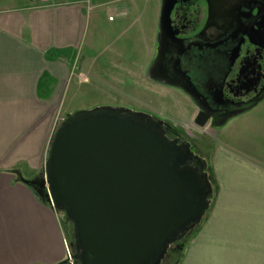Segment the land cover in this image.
Instances as JSON below:
<instances>
[{
  "label": "crops",
  "instance_id": "obj_1",
  "mask_svg": "<svg viewBox=\"0 0 264 264\" xmlns=\"http://www.w3.org/2000/svg\"><path fill=\"white\" fill-rule=\"evenodd\" d=\"M16 1L0 0V264H70L61 213L10 170L20 164L31 179L42 168L72 59L97 17L86 0ZM47 86L54 95L37 97ZM219 132L208 157L218 194L181 264H264V99Z\"/></svg>",
  "mask_w": 264,
  "mask_h": 264
},
{
  "label": "water",
  "instance_id": "obj_2",
  "mask_svg": "<svg viewBox=\"0 0 264 264\" xmlns=\"http://www.w3.org/2000/svg\"><path fill=\"white\" fill-rule=\"evenodd\" d=\"M174 4L163 0L162 31ZM113 110L129 112L69 116L52 139L44 176L19 179L71 223L70 264H161L183 229L195 228L210 209L206 166L201 175L189 170L188 147L165 144Z\"/></svg>",
  "mask_w": 264,
  "mask_h": 264
},
{
  "label": "flooded vegetation",
  "instance_id": "obj_3",
  "mask_svg": "<svg viewBox=\"0 0 264 264\" xmlns=\"http://www.w3.org/2000/svg\"><path fill=\"white\" fill-rule=\"evenodd\" d=\"M160 2L146 79L190 100L195 112L187 123L195 131H216L256 107L264 99V0H175L171 26L164 31ZM113 114L143 126L165 144L188 147L192 160L187 168L205 173L203 154L186 131L188 124L182 132L151 112L113 110ZM203 133L211 138L209 132ZM170 252L176 254L172 248Z\"/></svg>",
  "mask_w": 264,
  "mask_h": 264
},
{
  "label": "rangeland",
  "instance_id": "obj_4",
  "mask_svg": "<svg viewBox=\"0 0 264 264\" xmlns=\"http://www.w3.org/2000/svg\"><path fill=\"white\" fill-rule=\"evenodd\" d=\"M25 1L38 2L39 0H18L16 2ZM93 4L97 8L92 12V17L97 18L94 23L89 20L84 41L72 59V76L66 82L64 93H61L53 122L55 130L52 139L62 122L69 116L100 108L151 112L161 116L174 125L178 131L183 132L186 129L185 124L191 122L195 112L190 100L183 93L159 87L146 79L147 69L154 55L161 9L160 0H93ZM115 9L118 11H113ZM112 11L116 16L111 21ZM55 84L54 82L52 85ZM36 95L49 100L54 93H50L47 86L46 90L41 88L40 93ZM236 126V124H231L227 128L236 132ZM187 128L186 131L193 137L194 144L200 147L201 153L209 160L212 140L221 138L220 129L210 130L212 138H207L203 133L206 130L195 131L196 128L192 124H188ZM50 144L45 153L42 168L33 178L24 177L20 164L10 171L26 180L44 176ZM211 170L216 182V199L218 183L212 167ZM61 215L69 241V255L74 260L76 252L73 246L72 226L66 221L65 215L63 213ZM205 218L195 227L198 231L191 240L189 239L190 241L188 240L189 243L182 257L175 252L177 248L175 242L170 248L176 254L168 253L161 264H181Z\"/></svg>",
  "mask_w": 264,
  "mask_h": 264
},
{
  "label": "trees",
  "instance_id": "obj_5",
  "mask_svg": "<svg viewBox=\"0 0 264 264\" xmlns=\"http://www.w3.org/2000/svg\"><path fill=\"white\" fill-rule=\"evenodd\" d=\"M201 162L206 166V173L208 174V178H209V181H210V184H211L212 193H211V197L209 198V200H210L211 206H212L213 199H215V195L217 193L216 182L214 180L210 164H209L208 160L206 159L205 155L202 156ZM41 201L46 203L45 200L41 199ZM66 221L71 225V223L68 221L67 218H66ZM195 229L196 228L189 229L186 232H181V234L178 236V238L176 240V243H175V245L177 247L175 252H177L179 255H181V257H182V255H183V253L185 251V248L187 247V244L193 238V236L195 235V232L198 231V229H196V230ZM75 256L76 255L74 253V257ZM75 264H79V261L77 259H75Z\"/></svg>",
  "mask_w": 264,
  "mask_h": 264
},
{
  "label": "built area",
  "instance_id": "obj_6",
  "mask_svg": "<svg viewBox=\"0 0 264 264\" xmlns=\"http://www.w3.org/2000/svg\"><path fill=\"white\" fill-rule=\"evenodd\" d=\"M50 0H43V2H48ZM85 6L88 11H94L97 7L93 4V0H86L85 1ZM113 11H118L117 9ZM113 11L111 12L112 14L110 15V20L112 21L116 15L113 14ZM70 256V255H69Z\"/></svg>",
  "mask_w": 264,
  "mask_h": 264
}]
</instances>
